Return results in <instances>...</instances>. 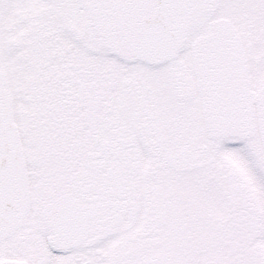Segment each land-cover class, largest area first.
Returning <instances> with one entry per match:
<instances>
[{
  "label": "snow or ice",
  "instance_id": "obj_1",
  "mask_svg": "<svg viewBox=\"0 0 264 264\" xmlns=\"http://www.w3.org/2000/svg\"><path fill=\"white\" fill-rule=\"evenodd\" d=\"M0 264H264V0H0Z\"/></svg>",
  "mask_w": 264,
  "mask_h": 264
}]
</instances>
